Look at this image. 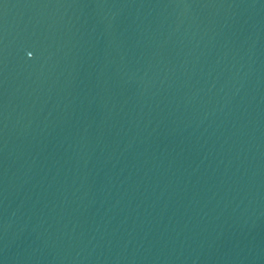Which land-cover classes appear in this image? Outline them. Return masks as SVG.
Here are the masks:
<instances>
[{
  "label": "water",
  "instance_id": "obj_1",
  "mask_svg": "<svg viewBox=\"0 0 264 264\" xmlns=\"http://www.w3.org/2000/svg\"><path fill=\"white\" fill-rule=\"evenodd\" d=\"M0 264H264V0H0Z\"/></svg>",
  "mask_w": 264,
  "mask_h": 264
}]
</instances>
